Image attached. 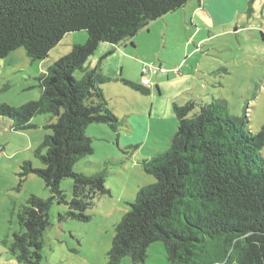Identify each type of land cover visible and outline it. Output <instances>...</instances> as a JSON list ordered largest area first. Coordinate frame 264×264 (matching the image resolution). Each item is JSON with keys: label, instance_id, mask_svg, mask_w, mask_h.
I'll use <instances>...</instances> for the list:
<instances>
[{"label": "trees", "instance_id": "16d2710c", "mask_svg": "<svg viewBox=\"0 0 264 264\" xmlns=\"http://www.w3.org/2000/svg\"><path fill=\"white\" fill-rule=\"evenodd\" d=\"M189 1L0 0V59L23 48L31 61H43L66 35L84 32L87 37L36 78L37 100L18 108L0 104V118L9 120L14 132L36 128L32 120L39 115L52 122L51 133L34 152L41 168L30 161L20 166L21 181L37 176L50 197L30 195L19 207L21 231L9 247L18 262L42 261L53 202L67 205L64 217L87 222L95 200L110 195L102 171H73L94 154L88 128L104 126L118 137L123 126L101 88L109 79L84 64L100 44L131 40ZM123 83L147 92L142 84ZM172 114L177 130L167 149L136 162L155 181L139 187L115 225L106 264L124 258L144 263L156 242L162 243L168 264H264V124L252 134L246 118H231L224 106L214 104L175 103ZM65 179L72 182L69 201L60 189Z\"/></svg>", "mask_w": 264, "mask_h": 264}, {"label": "rangeland", "instance_id": "374dc122", "mask_svg": "<svg viewBox=\"0 0 264 264\" xmlns=\"http://www.w3.org/2000/svg\"><path fill=\"white\" fill-rule=\"evenodd\" d=\"M143 30L122 42L133 52L109 57V63L120 68V78L105 75L111 82L103 91L108 109L134 131L116 137L104 126L88 128L94 154L73 168L78 173L102 171L110 195L95 200L86 212L87 222L64 217L67 205L53 202L40 264L107 263L115 225L129 210L139 187L155 181L136 162L167 149L177 130L171 117L173 104L224 106L231 118H246L252 134L264 124V0H191ZM86 39L84 32L69 34L43 61H31L23 48L0 59V104L18 108L37 100L36 78ZM109 47L100 44L89 58L91 68L99 67L101 59L109 60L105 58ZM145 73L150 81L146 94L123 83L141 85ZM32 122L36 128L14 132L9 120L0 118V264H22L9 249L13 234L21 231L19 207L30 195L44 200L50 197L37 176L21 181L19 175L25 161L41 168L34 152L51 133L48 115L36 116ZM123 143L138 146L122 150ZM71 186L70 179L60 184L66 201L71 198ZM120 264L134 263L124 258ZM140 264H168L162 243L151 244Z\"/></svg>", "mask_w": 264, "mask_h": 264}, {"label": "crops", "instance_id": "0c3cea01", "mask_svg": "<svg viewBox=\"0 0 264 264\" xmlns=\"http://www.w3.org/2000/svg\"><path fill=\"white\" fill-rule=\"evenodd\" d=\"M144 28H146V26L144 27ZM143 28V29H144ZM141 30L139 33H141L142 31H144V30ZM69 35V34H68ZM68 35H66L65 37H67ZM64 37V38H65ZM64 38H63V40H64ZM133 39V38H132ZM62 40V41H63ZM61 41V42H62ZM60 42V43H61ZM130 44H131V46L132 47H134L135 45H134V42H133V40L130 42ZM77 45H79V44H77ZM73 46H75V45H73ZM100 46V45H99ZM98 46V47H99ZM73 48V47H72ZM127 49H128V44H120V45H118V46H110L109 47V52H112L111 53V55H109V56H106L105 58H106V60L107 59H109V57L110 56H112V54H114L115 56H118V55H123V54H126V53H131V52H133V49H130V50H128L127 51ZM135 49V48H134ZM51 53V52H50ZM109 61H110V59L108 60V61H104V60H100L99 61V67H97L98 68V70H99V72H100V74L103 76V77H105V78H107V79H109L107 76H105V75H110V74H114L115 75V77H117L118 79L120 78V73H119V75H117V73H118V71H120L119 69H117L118 67H113V64L110 62L109 63ZM88 62V67H86L87 69H93V68H91V64H92V62H93V60H87L86 61V63ZM96 67H94V68H96ZM111 82V80L109 79V82H107L106 84H104L101 88H102V91H104V87H105V85H107L108 83H110ZM157 91H158V88H157ZM172 114V113H171ZM171 117H172V119H173V121L176 123V121H175V119H174V116H173V114L171 115ZM125 119H127V117L125 118ZM122 121H123V126L122 127H120V130H119V132H118V137H119V134L121 133V132H124V133H126V134H132V132L134 131L133 130V127H131V125H129V124H127V122L126 123H124L125 121H124V119H122ZM122 128H124V130H122ZM122 146H129L128 144H125V143H123V145ZM130 146H132V145H130ZM136 146H138L137 144H136Z\"/></svg>", "mask_w": 264, "mask_h": 264}, {"label": "built area", "instance_id": "2783aa9c", "mask_svg": "<svg viewBox=\"0 0 264 264\" xmlns=\"http://www.w3.org/2000/svg\"><path fill=\"white\" fill-rule=\"evenodd\" d=\"M156 73H157V71H153V74L156 75ZM145 75H148V74H147V73L143 74V77H144ZM141 84H142L143 87H147V86L150 85V81H149L148 79H146V78H143Z\"/></svg>", "mask_w": 264, "mask_h": 264}, {"label": "bare ground", "instance_id": "6f19581e", "mask_svg": "<svg viewBox=\"0 0 264 264\" xmlns=\"http://www.w3.org/2000/svg\"><path fill=\"white\" fill-rule=\"evenodd\" d=\"M142 83V82H141Z\"/></svg>", "mask_w": 264, "mask_h": 264}]
</instances>
